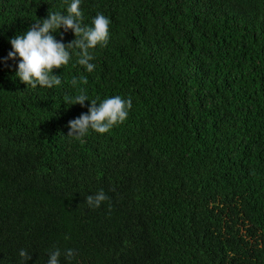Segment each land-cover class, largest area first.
Segmentation results:
<instances>
[{
  "label": "trees",
  "instance_id": "1",
  "mask_svg": "<svg viewBox=\"0 0 264 264\" xmlns=\"http://www.w3.org/2000/svg\"><path fill=\"white\" fill-rule=\"evenodd\" d=\"M70 2L0 0V264H264V0H81L111 21L94 71L72 50L60 86L27 87L10 39ZM80 87L131 98L126 121L66 137Z\"/></svg>",
  "mask_w": 264,
  "mask_h": 264
},
{
  "label": "clouds",
  "instance_id": "2",
  "mask_svg": "<svg viewBox=\"0 0 264 264\" xmlns=\"http://www.w3.org/2000/svg\"><path fill=\"white\" fill-rule=\"evenodd\" d=\"M81 0H71L67 6L66 14L61 12L49 11L46 19L34 22L25 33L11 38L9 43L11 51L7 59L16 60L18 71L16 78L27 87L36 89H52L54 86L62 84L61 76L54 75V69H61L62 66L69 64L72 59L73 51L77 57L76 63L91 73L95 69V64L91 63L94 59L93 50L105 47L109 40L110 19L98 13L92 20L91 26H83L81 21L83 13L80 9ZM60 29L64 32L71 30L75 39L65 45L62 41H57L53 33ZM85 76L73 78L71 84L75 87L79 84H87ZM65 105H80L83 107L85 102H90L87 113H82L78 118L69 121V132L66 137L83 142L84 138L93 131L98 134L108 133L113 127L119 126L126 121L129 111L132 108L131 98H122L119 95L106 98L101 102L89 100L86 89L80 87L74 96L65 95ZM108 197L103 190L95 196L86 197V204L90 208H99L101 203ZM66 258L71 261L74 251L66 250ZM61 252L59 249L51 251L47 264H60ZM19 257L21 264L31 259L26 250H20Z\"/></svg>",
  "mask_w": 264,
  "mask_h": 264
}]
</instances>
